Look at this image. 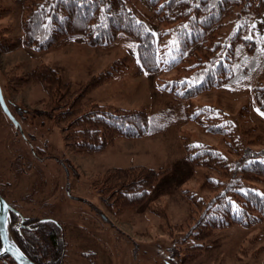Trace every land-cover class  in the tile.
<instances>
[{"label":"rangeland","instance_id":"374dc122","mask_svg":"<svg viewBox=\"0 0 264 264\" xmlns=\"http://www.w3.org/2000/svg\"><path fill=\"white\" fill-rule=\"evenodd\" d=\"M129 3L154 34L168 32L159 45L163 69L158 75L139 74L131 40L119 41L112 51L93 49L78 40L43 52L26 47L8 53L0 49V84L22 127L21 132L0 105V192L23 215L53 217L61 223L68 241L67 264H264V223L218 230L200 251L188 248L196 244L185 240L192 224L189 197L212 198L217 193L205 186L206 175L220 177L203 166L190 165L184 149L186 144L203 143L215 146L230 164L236 160L223 136L205 132L195 120L184 121L210 106L229 114L239 127L237 139L264 159V115L253 94L264 72V11L252 19L248 32L258 45L260 70L241 83L178 101L174 91L180 93V84L191 81V71L184 70L187 63L169 69L178 59L172 55L178 50V26L160 25L145 0ZM0 11H10L0 18V43L21 38V11L14 0H0ZM123 58L128 59V67L90 93L85 106L146 109L174 121L152 138H118L101 153L68 149L64 125L49 114L52 105L47 94L34 83H24L26 75L41 64L51 65L78 91ZM159 89L170 96H162ZM139 165L164 171L148 200L121 210L107 208L100 193L104 174ZM245 188L264 192V183H245ZM103 197L110 195L103 193ZM0 264L16 263L3 259Z\"/></svg>","mask_w":264,"mask_h":264},{"label":"trees","instance_id":"16d2710c","mask_svg":"<svg viewBox=\"0 0 264 264\" xmlns=\"http://www.w3.org/2000/svg\"><path fill=\"white\" fill-rule=\"evenodd\" d=\"M145 1L160 25L178 26V50L172 51L178 59L169 69L180 62L187 63L184 70L191 71V81L180 84L181 92L177 94L175 90L173 96L177 98L174 99L191 100L205 92L233 86L262 67L257 42L248 32L252 19L264 11V0ZM14 3L21 11L23 35L13 42H1L3 52L21 47L43 52L77 40L93 49L112 51L119 41L131 40L139 74L158 75L162 72L159 45L168 32H163L162 36L150 31L138 18L129 0H14ZM9 12L0 11V18ZM128 62L127 58L114 62L78 91L63 80L56 68L47 64H41L27 74L24 83H34L45 91L52 105L49 114L64 125L62 131L68 149L77 153H101L113 146L118 138H152L164 132L174 121V117L159 118L146 109L85 106V98L121 74ZM262 74L253 94L259 110L264 113V72ZM159 93L169 95L161 89ZM189 119L199 123L205 132L223 136L237 155L230 164L215 146L203 143L184 146L185 159L190 165L203 166L220 177L215 179L212 174L206 175L205 186L217 193L212 198L189 197L192 224L185 240L186 243H196L188 248L200 251L202 243L218 230L234 226L252 228L264 223V192L245 188V183H264V159L260 158V153L247 148V143L237 139L239 127L222 109L204 106L195 116L184 117L185 122ZM163 174L162 170L140 165L111 169L103 176L102 202L107 208L118 210L142 205ZM103 193L110 195L111 202L110 198L103 197ZM41 228L44 229L40 233ZM41 228L35 233L23 232L24 239L15 232L17 244L38 263L39 254L44 253L57 264H62L63 247L60 246L61 252L57 256L54 253L59 246L54 232L56 227L44 225Z\"/></svg>","mask_w":264,"mask_h":264},{"label":"flooded vegetation","instance_id":"af4514ba","mask_svg":"<svg viewBox=\"0 0 264 264\" xmlns=\"http://www.w3.org/2000/svg\"><path fill=\"white\" fill-rule=\"evenodd\" d=\"M3 195V194H2ZM5 197V196H4ZM6 199V197H5ZM7 200V199H6ZM8 201V200H7ZM8 203L12 206V208L14 209V211H12L10 213V231L12 234V237H15V232L18 233V235L21 236L22 239H24V234L23 232H37L39 228H41V226L44 225H52V227L54 228V226L56 227V231L54 230L56 239L57 241V245H59L57 248H55L54 253H56V256L58 253H60V246L61 248L63 247V252H61L63 255V260L61 261L62 264H67V257L69 256V252H68V241L66 240V236H65V228H63V226L61 225V223L53 217H43V218H36V217H30V216H25L22 214V212L17 209L16 207H14L9 201ZM44 228H41L39 230V232L41 233L43 231ZM19 236V238H20ZM39 237L41 238V240L43 239V237H41L39 235ZM15 239V238H14ZM59 242L61 243V245L59 244ZM42 243H45V241H43ZM27 255V254H26ZM46 254H39L38 259L40 260V263L36 262L35 260H33L32 258H30L28 255V257L30 259H32L34 262H36L37 264H57L54 259L51 257H46ZM68 255V256H67ZM2 259H11L13 262H15L12 258H10L9 256L4 257ZM53 259V260H52ZM1 260V259H0Z\"/></svg>","mask_w":264,"mask_h":264},{"label":"water","instance_id":"95a60500","mask_svg":"<svg viewBox=\"0 0 264 264\" xmlns=\"http://www.w3.org/2000/svg\"><path fill=\"white\" fill-rule=\"evenodd\" d=\"M0 105L14 126L22 132L20 123L13 115L5 100L1 84ZM12 211H14V209L0 192V259L9 256L15 261L16 264H37L26 255V253L20 248L15 239L12 237L9 221L10 213Z\"/></svg>","mask_w":264,"mask_h":264},{"label":"snow or ice","instance_id":"6c2138e0","mask_svg":"<svg viewBox=\"0 0 264 264\" xmlns=\"http://www.w3.org/2000/svg\"><path fill=\"white\" fill-rule=\"evenodd\" d=\"M262 115H264V113H262Z\"/></svg>","mask_w":264,"mask_h":264}]
</instances>
